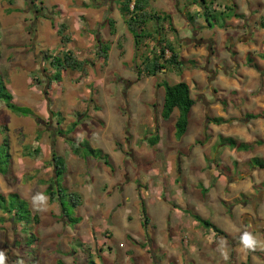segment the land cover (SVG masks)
<instances>
[{
	"label": "rangeland",
	"instance_id": "obj_1",
	"mask_svg": "<svg viewBox=\"0 0 264 264\" xmlns=\"http://www.w3.org/2000/svg\"><path fill=\"white\" fill-rule=\"evenodd\" d=\"M30 1L35 2L0 0V82L6 88L4 91L12 96L11 103L33 113L14 112L7 107L6 96H0V165L7 169L6 174L0 173V194L5 195L7 200H11L9 195L12 194L26 201L32 213L38 215L40 223L29 225L25 232L9 220L0 221V252L6 257L5 264H58L60 261L63 264H89L90 260L95 264H151L149 242L140 245L127 235L130 232L140 237L143 230L137 229L135 219L128 224L129 231L122 228L127 227L124 220L121 228L111 227L112 224L118 225L115 220L121 214L111 212L107 204L120 192L114 188L108 191L109 182L106 183L100 176L115 179L116 176H125L127 168L132 183L141 185L144 176L161 174L159 172L165 163L167 171L177 169L178 158H190L191 149L182 143L185 134L181 138L176 136L178 110L168 121L161 120L158 106L164 98V88L157 91L155 86L162 80L174 84L178 80L190 79V83H195L192 86L195 98L200 91L205 92L211 86H198L187 71L184 75L162 73L155 85L144 81L142 90L133 89L137 79L135 65L141 64L142 60L138 58L135 62L134 40L119 12L117 0H46L42 8L40 5L33 8ZM38 1L43 3V0ZM84 1H88L92 8L98 5L96 9L101 13L92 35L86 34L87 23L93 20L89 19L90 15L87 18L82 15L86 8ZM227 6L233 5L228 3ZM232 13L228 11L222 17L214 12L209 20L212 23L214 19L228 22L235 19ZM176 17L177 27L184 28L179 15ZM109 18L117 23L116 36L110 33ZM201 20L206 21L204 17ZM58 30L62 31L61 35ZM183 30L182 36L169 33L168 37L181 47L185 62L197 58L205 70L211 53L207 50L203 56L195 54L200 47L199 39L192 37L189 30ZM204 35L200 37L205 41L202 43L207 42ZM188 38L195 41L191 42ZM99 41L110 45L109 64L99 56ZM151 46H142L140 52L147 55ZM67 50L76 59L86 61L84 73L63 72L61 82L52 81L55 71L47 55ZM152 89L156 92L155 97ZM209 95L214 96L211 92ZM152 98L155 99L154 104ZM196 114L194 110L189 119L185 135L188 138L197 125ZM248 115L246 120H249ZM121 126L123 133L116 131ZM157 135L162 144L158 142L160 146L152 149L147 147L145 143ZM199 136L203 140L202 131L198 134V141ZM66 139L80 144L78 155L74 154ZM219 143L225 144L220 138ZM6 149L12 157L8 163L4 162ZM90 149L98 151L99 156H90ZM116 150L128 160L122 162L115 157ZM53 154L62 156L68 168L59 179L61 186L67 192L79 193L81 197V190L87 195L88 203L82 202V206L77 208L66 200L69 219L76 223L64 218L59 204L50 203L45 194L55 178ZM104 156L108 164H105ZM238 167H233L232 175L240 174ZM196 168L191 165V171ZM97 178L98 183L95 182ZM99 187L109 192L107 198L103 195L98 197ZM141 191L145 193V189ZM37 194L48 198L45 204L34 205L33 197ZM135 207V203L129 207L132 218L135 217ZM2 216L0 212V218ZM151 233L145 232V239L152 237ZM27 241H31L29 247L26 246ZM139 251L147 255L140 256ZM131 252L133 255L125 257Z\"/></svg>",
	"mask_w": 264,
	"mask_h": 264
},
{
	"label": "crops",
	"instance_id": "obj_2",
	"mask_svg": "<svg viewBox=\"0 0 264 264\" xmlns=\"http://www.w3.org/2000/svg\"><path fill=\"white\" fill-rule=\"evenodd\" d=\"M44 1L46 0H43V3H39L38 0L30 2L32 7L40 5L42 8ZM193 2V0H147V9L150 12L171 15L176 29L175 35L182 36L181 31L185 29L187 32L189 30L192 37L196 36L200 47L195 54L203 56L207 50L209 54L211 53L209 62L205 63V68L208 69L204 70L197 58L185 62L181 47L175 45L171 37H168L180 53L182 68L179 71L162 70L157 77L137 78L133 85V89L139 91L143 89L144 81L155 85L162 73L184 75L187 71L189 72L187 74L192 76L191 79L197 81L198 86L202 84L206 88L210 84L211 88L205 92L200 91L195 98L192 88L195 83H190V79L186 78L175 82H186L190 87L191 97L195 100L189 113L188 124L195 110L198 117L197 125L190 138L185 136L188 128L182 137V143L191 149L190 158L183 156L178 158V168L171 171H167L166 163L163 164V170L159 172L161 174L144 176L141 185L132 183L131 173L127 168L125 176H116L115 179L112 176H100L106 183L109 182L108 191L114 188L113 190L120 192H117L114 199L107 204L111 207V212L117 211L121 214L115 220L118 221V225L112 224L111 227L121 228L124 220L127 227L122 228L129 231L128 224L135 219L137 229L143 230L144 234L141 232L140 237H136L129 232L127 235L132 236L140 245L149 242L151 264H264V169L251 168L249 164L254 158L264 160V143L256 145L257 141L264 142V0H215L213 15L215 12L216 15L226 16L228 11L225 7L229 3L236 6L235 12L241 17L233 16L235 19L231 18L232 20L228 22L214 19L210 28L204 27L206 22L199 17L202 9ZM83 3L86 8L82 15L85 18L90 15L89 19L93 20L87 23L86 34L92 35L95 34L93 31L100 21L101 13L96 9L98 5L92 8L88 1ZM189 14L197 15L199 18L191 23L188 19ZM177 15L184 28L177 27ZM203 35L206 37V43H202L205 41L200 39ZM188 39L191 42L195 41L192 38ZM110 52L111 48L108 64ZM170 56L171 53L167 51L166 59ZM186 64L190 66L187 67ZM163 81L167 80L161 82ZM155 87L157 91L162 88L157 85ZM151 91H154L155 97V90ZM209 92L214 96H210ZM151 100L154 104L155 99ZM160 102L159 111L162 110L164 98ZM247 113L248 116L256 117H248L249 120H246ZM214 119H222L223 122L216 124L213 122ZM116 131L123 133L122 126L117 127ZM201 131L204 138L200 140L199 136L198 141V134H201ZM157 136L159 144H162L160 136ZM219 138H232L237 144L256 143L249 150H239L219 143ZM145 144L152 149L149 143ZM159 144L153 147H159ZM114 152V156L116 155L120 161L128 160L121 151ZM191 165L197 168L191 171ZM235 165L239 166L238 176L231 174ZM223 170L228 175H225ZM98 180L99 178L95 182L98 183ZM144 189L145 193H142L141 190ZM98 190V197L103 195L107 198L109 195L108 191L100 187ZM83 191L81 190L82 202L87 204V195L85 196ZM134 203L137 207L134 208L135 217L132 218V209L129 207ZM142 204L146 211V223L142 216ZM195 216L209 221L224 235L206 228L195 219ZM245 228L261 241V246L255 251H245L238 243L239 235ZM147 231L152 232V237L145 239ZM222 251L227 252V260L224 259ZM131 255L132 252L125 254V257ZM138 255L147 254L139 251Z\"/></svg>",
	"mask_w": 264,
	"mask_h": 264
},
{
	"label": "trees",
	"instance_id": "obj_3",
	"mask_svg": "<svg viewBox=\"0 0 264 264\" xmlns=\"http://www.w3.org/2000/svg\"><path fill=\"white\" fill-rule=\"evenodd\" d=\"M119 4V10L121 15L124 17L126 27L134 40L135 46V62L136 59H140L141 64H136V76L138 79L157 77L162 70L169 69L173 71H179L182 68V61L180 60V53L174 48L172 41L168 38L169 33L176 34V29L172 22V17L166 13L150 12L147 9V0H117ZM193 3L198 4L202 13L199 17H204L207 28L213 26L212 22L209 20L213 18L214 3L215 0H193ZM225 9L229 12H233L232 16L241 17V15L234 12L236 6H226ZM198 17V18H199ZM197 15H188V19L191 23L198 19ZM107 24L111 35L117 34L116 21L113 18L107 20ZM203 28V27H201ZM62 31L58 30V34L61 35ZM69 40V38H66ZM148 54H142L141 47H149ZM99 56L105 61L109 59L110 45L108 43L99 41L98 45ZM171 53L170 58L166 59V52ZM47 59L50 62L52 69H54L55 74L53 75L52 81L61 82L63 72H76L84 73L86 61L78 60L74 57L70 50L63 51L62 53L47 55ZM158 87L164 88V102L160 117L163 121H168L175 110L179 111L178 120L176 122V136L181 138L187 131L188 128V118L191 108L195 104V100L191 97L190 87L186 82H178L175 84H169L167 81L160 82L157 84ZM5 86L0 82V96L3 94L6 96L7 107L12 108L15 112L24 113L26 115H32L33 113L28 109H23V107L16 106L11 103L12 96L4 91ZM2 92V93H1ZM4 92V93H3ZM249 118H255L256 116H248ZM214 123L221 124L222 119H214ZM4 129V128H3ZM2 128H0V131ZM67 140V139H66ZM158 136H152L149 139V144L153 147L158 143ZM222 143L229 145L234 148L237 147L239 150H249L253 147L251 144L240 143L237 145L236 141L232 138H220ZM67 142L70 144L74 154L78 155L80 151V144L75 143L73 140L68 139ZM227 142V143H226ZM258 144H263L264 142L258 141ZM7 147V144H3V147ZM90 156L97 158L99 155L98 151L90 149L88 152ZM87 154V153H85ZM105 157V164H108L107 157ZM4 158L8 163L11 160V154L7 151L4 152ZM52 164L54 166L55 178L51 180V186L45 191L48 196L50 203H58L60 206L61 214L64 218L68 219L70 223H76L75 220L69 219L67 214L66 200L74 207H80L82 204V197L77 192H67L64 189L59 179L66 174L68 168L64 158L60 155L53 154ZM250 165H256L261 169H264V160L260 158H254L249 162ZM0 173L6 174L7 169L0 165ZM8 196V195H7ZM11 200H7L5 195L0 194V212L3 216L0 218L1 222L9 220L10 222L19 225L22 229L27 232L28 226L35 223L39 224V217L32 213V210L28 207V203L19 199L17 195H9ZM10 201V202H8ZM9 203V205H7ZM26 206V207H25ZM142 216L146 223L147 216L144 206L142 204ZM206 228H211L218 234L224 235L218 228H216L209 221L203 220L198 216H195ZM29 238V237H28ZM29 240V239H28ZM26 246L31 245L30 242H26ZM58 264H63L61 261ZM89 264H95L93 260L89 261Z\"/></svg>",
	"mask_w": 264,
	"mask_h": 264
},
{
	"label": "clouds",
	"instance_id": "obj_4",
	"mask_svg": "<svg viewBox=\"0 0 264 264\" xmlns=\"http://www.w3.org/2000/svg\"><path fill=\"white\" fill-rule=\"evenodd\" d=\"M47 197L43 194H37L33 197V203L35 204H45L47 201ZM238 243L245 251H255L258 247L261 246V241L257 239V237L251 232L248 231L247 228L239 235ZM222 255L224 259H228V254L226 251H222ZM6 257L3 252H0V264H5ZM22 264V262H21Z\"/></svg>",
	"mask_w": 264,
	"mask_h": 264
}]
</instances>
